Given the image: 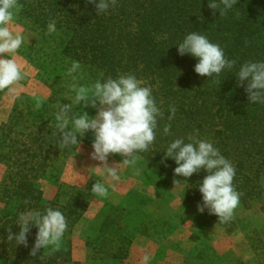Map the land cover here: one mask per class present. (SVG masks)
<instances>
[{"label": "trees", "instance_id": "16d2710c", "mask_svg": "<svg viewBox=\"0 0 264 264\" xmlns=\"http://www.w3.org/2000/svg\"><path fill=\"white\" fill-rule=\"evenodd\" d=\"M18 2L22 5L17 12L19 18L39 28H47L55 20L62 40H58L48 57L43 55L41 69L37 67L38 79L50 87L49 97L21 95L8 120L0 126V163L4 166L0 179V264L74 262L72 231L86 213L95 182L89 180L76 186L61 182L59 177L53 178L57 187L51 199L44 197L41 184L44 177L61 174L62 164L74 151L75 146H60L52 114L61 104H68L67 95L75 96L71 82L90 86L109 77L134 75L142 86L151 88L158 107L164 112V118L158 120L155 142L148 151L137 153L148 172L160 178L182 180L186 199L202 204L199 186L208 175L206 170L185 180L174 175L178 165L165 157L167 147L175 139L184 138L187 143L189 135L198 133L199 139L210 141L234 166L233 184L242 194L240 204L246 209L257 206L264 214L261 185L264 104L249 103L247 84L238 86L236 75L246 62H264V0H237L224 16H220L219 10L212 14L213 10L208 7L210 0H117V7L99 16L95 6L86 0ZM191 32L218 44L227 59L236 61L234 67L223 70L215 80L197 74L194 68L198 58L178 53V45ZM72 61L82 66L81 72L75 74L82 78L76 81L67 75ZM37 99L42 100L39 109L35 108ZM170 106L176 108L171 121L168 120ZM83 111L92 117L97 110L84 107L81 102L79 112L74 115ZM46 118L51 119L49 123ZM166 124L171 125L170 135L163 133ZM85 138L86 135L81 141ZM56 160L62 164L57 166ZM49 207L60 210L68 223L59 250L54 251L50 246L31 256L38 232L34 225L27 234V247L7 240V229L11 228L13 234L19 233L21 213L40 211L43 214ZM100 217L103 218L99 222L102 232L91 221L85 228L88 264L125 258L132 240L131 233L123 230L126 224L121 220L122 213L109 215L107 211ZM109 221L115 224L108 226ZM208 221L229 224L220 223L214 214ZM143 223L133 224L134 229Z\"/></svg>", "mask_w": 264, "mask_h": 264}, {"label": "clouds", "instance_id": "9594fccd", "mask_svg": "<svg viewBox=\"0 0 264 264\" xmlns=\"http://www.w3.org/2000/svg\"><path fill=\"white\" fill-rule=\"evenodd\" d=\"M87 4H93L97 16L106 13L110 8L118 6L117 0H86ZM237 0H210L208 7L219 10L220 16L227 14ZM22 7L18 0H0V92L13 91V87L24 79L21 66L15 59L4 58L5 55L17 53L21 48L24 38L20 33H13L8 25L14 20L18 10ZM57 31L56 21L51 20L47 24L48 34ZM178 53L183 56L190 54L198 58L194 71L200 76L215 80L225 69L231 70L236 64L235 60L227 59L224 50L209 39L197 32L187 34L183 42L178 45ZM81 64L72 61L67 75L74 81L82 76ZM238 86H244L249 103L264 104V62H246L237 72ZM75 93L71 103L61 104L55 115L57 121V134L60 138V146L70 148L78 146L86 133L91 131L94 135L92 142L93 152L91 158L101 162L103 174L113 181H119L120 176L116 167H109L107 163L110 154H119L123 157L120 164L135 169L139 159L137 153L148 151L155 142L158 120L164 118L163 110L158 107L152 95L150 87L142 86L134 75H120L117 79L109 77L106 81H96L90 86H77L73 84ZM97 109L94 117H90L86 111L70 116L74 105ZM42 106V100L37 99L35 108ZM171 121L175 115V106L169 107ZM71 123V127H69ZM164 135L171 134V125L166 124L163 128ZM80 137L78 139L77 137ZM189 142L184 138H177L167 147L165 157L172 158L178 165L174 169L175 176H182L187 180L194 173L206 170V175L200 183L199 191L202 194V204L197 205L199 212L205 208L209 214L218 217L222 224L229 223L234 219L235 210L240 204L239 193L233 184L236 171L232 163L227 160L210 141L201 140L197 135H189ZM136 174L140 170L136 169ZM182 181L173 180L174 185ZM91 191L99 197H108V188L105 184L95 182ZM28 203V201H25ZM18 225L20 231L13 234L12 229H7V240H15L17 245L28 246L27 234L30 226L38 228L35 244L30 255L35 257L41 249L49 248L59 250L68 223L60 210L49 207L42 214L40 211L21 213ZM149 255L143 256V264H148Z\"/></svg>", "mask_w": 264, "mask_h": 264}, {"label": "rangeland", "instance_id": "374dc122", "mask_svg": "<svg viewBox=\"0 0 264 264\" xmlns=\"http://www.w3.org/2000/svg\"><path fill=\"white\" fill-rule=\"evenodd\" d=\"M8 27L14 34L20 33L24 42L14 56L6 54L4 58L16 60L22 68L24 79L13 87V91L0 92V126L8 120L21 95L40 99L49 97L50 87L38 79L37 67L41 69L43 55L48 57L58 40H62L60 31L48 34L47 28L36 27L17 14ZM72 85L73 82L70 88ZM65 99V102L71 103L74 97L67 95ZM75 112H79V105H74L69 115ZM56 113H52L54 120ZM50 120L45 119L46 123ZM93 140L94 135L89 131L79 147L73 148L65 164L56 160L57 166L62 164L63 172L52 178L46 176L41 181L43 195L47 199L55 194L57 183L53 178L58 177L61 182L76 186L93 180L108 188L107 198L92 195L84 217L73 228L71 253L74 262L55 264H88L85 244L87 222L91 221V225L100 227L102 232L99 222L103 218L100 216L107 211L109 215L122 213L121 220L126 224L123 230L131 233L132 240L125 258L96 261L93 264H143L142 258L146 254L151 257L148 264H264V214L257 206L246 209L239 204L229 224L211 223L208 218L213 214H209L207 208L201 213L197 209L198 204L186 199L184 183L174 185L173 180L180 179L160 178L154 172L149 173L140 158L134 169L120 164L123 157L119 154H110L108 166L116 167L120 176L119 181L111 180L99 168L101 162L91 158ZM51 162L55 165L53 158ZM136 169L140 170L139 175ZM3 170L4 166L0 163V179ZM261 185L264 202V175ZM137 223L143 225L134 229ZM113 224L115 222H108V226Z\"/></svg>", "mask_w": 264, "mask_h": 264}]
</instances>
